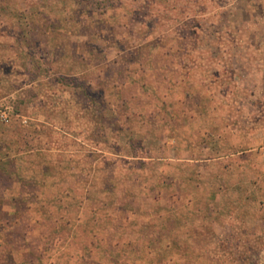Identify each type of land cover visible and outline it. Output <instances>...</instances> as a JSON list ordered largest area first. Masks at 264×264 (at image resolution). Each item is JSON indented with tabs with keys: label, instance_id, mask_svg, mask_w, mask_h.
I'll use <instances>...</instances> for the list:
<instances>
[{
	"label": "rangeland",
	"instance_id": "374dc122",
	"mask_svg": "<svg viewBox=\"0 0 264 264\" xmlns=\"http://www.w3.org/2000/svg\"><path fill=\"white\" fill-rule=\"evenodd\" d=\"M206 2L0 0V55L14 54L17 66L15 74L13 61L0 64V108L13 113L8 122L16 114L56 118L59 110L80 122L79 146L71 125V136H61L63 147L78 153L66 155L59 174L56 156L35 155L34 168L48 162V174H33L43 180L28 188L37 200L30 195L28 208L23 198L16 206L41 219L34 229L42 237L31 238L38 264H264V139L257 154L242 153L224 170L227 159L204 161L201 109L189 120L175 104L184 85L200 96L205 68L200 64L186 84L158 98L162 104L147 96L130 110H113L109 101L126 68L158 59L176 36L199 25L209 44V76L220 67L213 58L224 64L207 98L264 135V0ZM185 13L192 17L185 21ZM28 82L36 83L33 96ZM139 107L154 115L139 119ZM128 113L123 124L119 115ZM208 147L215 151L218 143ZM111 149L127 156L119 169L101 152ZM10 191L0 190V198ZM8 211L0 205V216Z\"/></svg>",
	"mask_w": 264,
	"mask_h": 264
},
{
	"label": "crops",
	"instance_id": "0c3cea01",
	"mask_svg": "<svg viewBox=\"0 0 264 264\" xmlns=\"http://www.w3.org/2000/svg\"><path fill=\"white\" fill-rule=\"evenodd\" d=\"M205 3H207L206 0ZM218 8L219 6H216L215 10ZM191 11L192 10L189 9V12ZM190 14L191 16L185 13V21L192 17V13ZM200 14L203 16V13ZM250 23L251 22H246L243 25H249ZM201 29L203 30V27L199 25L190 26L186 33L175 37L176 40L173 41V44L158 53V59L151 60L148 57L143 58L144 60L142 59L141 66H139L138 62V69H136V71H131L126 68L123 71V73H125V79L121 81L120 85L117 84L114 86L116 82H113L114 95L109 101L111 109L113 110H120L123 108L130 110L132 109L129 107L131 103L147 96L160 102L158 98L163 99L165 95L170 96L174 89L182 86L183 83L186 84L195 68L201 64V68H205L204 70H206L202 76V78L205 77V82L202 80V87L204 86L205 89L203 90L204 87L201 88L200 96L194 98V90H192L189 85H184V90L181 93L183 96L180 94V98L176 97L175 104L190 112L187 116L189 120L193 119V117H191L193 111L195 112L198 107L201 109V141L202 145L207 147V152L204 154L206 155V159L204 161L217 159L223 162L227 159L222 163V168L226 170L229 167L228 161H232V164L236 165L235 161L240 154H257L256 148L258 141L264 139V135H256V129L253 130L251 124H241L240 120H237V118L233 116V113L228 114L225 110H222L218 99L213 100L207 98L209 96V85L215 83L214 81L219 78L220 71L224 64L220 60V57L213 58L212 60H215L217 66L220 67L212 70V78L209 76V67L206 65V60L210 55L207 53L209 44L205 42L203 36H200L202 33ZM6 41H14L12 43H16V39L12 38H6ZM157 46L158 42L154 44L155 48ZM3 57L4 60L8 58L9 61H13V63H9V67L10 71L12 70V73L16 74V56L10 54L8 57ZM156 57L157 56H154V58ZM245 59L247 60V58ZM4 60H2V55H0V64ZM167 60H169V62ZM110 61L114 63V60ZM173 69L174 71H172ZM172 72H175L176 75L174 76ZM229 72L231 71L229 70ZM72 73L76 75L81 72L74 69ZM177 73L181 74L177 76ZM41 77L38 80H46L44 76ZM111 79H113L112 76H110V80ZM35 84V82H28V87H30V91L33 92L32 96L37 93ZM217 92L219 97H222V94H225L226 91L220 87L217 89ZM48 94L51 95L52 92L49 91ZM31 99H33V97ZM29 101L31 100L29 99ZM160 104H162V102H160ZM141 107L137 108L135 111L139 119L145 120L147 117H152V115H154L151 114L150 110ZM46 108L50 110L51 107L47 106ZM117 111L114 112L116 113ZM65 114L68 116H65ZM128 115L130 116L129 113L125 116L119 115L123 124L127 122ZM76 117L78 118L79 116ZM76 117L73 115L70 116L68 112L65 113L63 110H59V117L56 118H50L44 115L29 117L28 114L27 116L25 114H16L12 118L13 121L8 122L9 124L4 123L0 127V190H11L10 192L4 193V198H0V205L9 207V211L0 216V264H38V261L33 257V253H36V250L32 246L31 238L34 235L42 237V232L34 229L40 224L41 219L27 212L21 214L17 213L16 206L23 198L24 202L22 203L28 208L30 203L27 202V200H31L30 195H32L33 200L36 201L38 197L36 194H31L28 188H33L32 183H34V181L43 184V180L37 177V180H34L32 176L33 174H37L39 177H45L46 175L44 174H48V162L40 164V166L37 165L34 168L33 158L35 155L42 156L44 154H51L56 156V164H54L53 167L56 169L54 173L56 172L59 174L64 170V158L66 155L74 158L75 154L78 153L79 150L75 151V148L66 150L63 147L64 142L61 139V136H71L68 135L69 131H66L65 128V125H71V131L74 132L72 134V139L74 140V144L76 141V145L79 146L81 133L79 132L80 127H78V130L76 126L79 125L80 122ZM49 129L51 131H56L57 134L54 138H48L47 135H44V130ZM213 140L218 143V148L215 150L216 152L208 150V145ZM93 144H96V142ZM101 152H103L105 160L109 161L108 166L111 169H119L120 162H122L120 159L127 157L121 154L119 150L111 149ZM135 158H137V156H135ZM145 159L151 160L160 158L146 155ZM20 161L21 163L19 164ZM18 190L22 192H17ZM79 204H81V202ZM211 222L212 220H207L208 224Z\"/></svg>",
	"mask_w": 264,
	"mask_h": 264
},
{
	"label": "built area",
	"instance_id": "2783aa9c",
	"mask_svg": "<svg viewBox=\"0 0 264 264\" xmlns=\"http://www.w3.org/2000/svg\"><path fill=\"white\" fill-rule=\"evenodd\" d=\"M11 116L13 113L9 107L0 108V125L8 122Z\"/></svg>",
	"mask_w": 264,
	"mask_h": 264
}]
</instances>
